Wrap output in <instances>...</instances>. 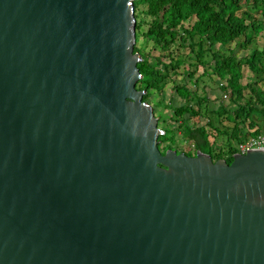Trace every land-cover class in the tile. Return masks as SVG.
Segmentation results:
<instances>
[{
	"label": "water",
	"instance_id": "water-1",
	"mask_svg": "<svg viewBox=\"0 0 264 264\" xmlns=\"http://www.w3.org/2000/svg\"><path fill=\"white\" fill-rule=\"evenodd\" d=\"M136 0H0V264H264V148L162 154Z\"/></svg>",
	"mask_w": 264,
	"mask_h": 264
},
{
	"label": "trees",
	"instance_id": "trees-1",
	"mask_svg": "<svg viewBox=\"0 0 264 264\" xmlns=\"http://www.w3.org/2000/svg\"><path fill=\"white\" fill-rule=\"evenodd\" d=\"M135 14L137 44L147 41L135 47L143 57L138 90L156 110L162 154L202 152L231 164L239 145L264 136V0H136ZM182 49L189 53L180 56ZM205 77L228 103L201 88ZM169 86L180 101L167 102ZM187 143L190 150L180 147Z\"/></svg>",
	"mask_w": 264,
	"mask_h": 264
},
{
	"label": "rangeland",
	"instance_id": "rangeland-1",
	"mask_svg": "<svg viewBox=\"0 0 264 264\" xmlns=\"http://www.w3.org/2000/svg\"><path fill=\"white\" fill-rule=\"evenodd\" d=\"M258 44H259V46L260 47H264V38L262 37V38H259V40H258ZM146 46H147V41L145 40V39H140V42L137 44V47L138 48H141V49H145L146 48ZM232 46H233V44H232ZM154 47V45L152 44V43H149V45H148V49H146V51L147 50H150V49H152ZM157 51V56L160 54V51H158V50H156ZM147 53H148V51H147ZM187 53H189V49H182L181 51H180V53H179V55L181 56L182 54H187ZM226 53H229L228 51H226ZM239 54H244L243 52H241V51H239L238 52ZM168 62V61H167ZM184 70L186 71V70H188V67H185L184 68ZM199 75L198 76H201L202 74H203V70L202 69H199ZM252 75H251V73H250V71L247 69L246 70V81L244 82L245 83V85H247L248 84V78H250ZM178 79V81H182L183 79L181 78V77H179V78H177ZM169 89H168V92H167V96H166V98H167V102L169 101V100H171V99H173V98H175V100H176V102H178V101H180V99L178 100V98L173 94V92H172V86H169L168 87ZM201 88H205V89H208V92L211 90V89H213L214 90V93H215V95H217V96H221V97H223L224 99H223V101L225 102V103H228L229 102V99L227 98V97H225V95H222L221 94V91L219 90V88L216 86V85H213L212 86V84L210 83V80L207 78V77H205L204 79H203V84L201 85ZM202 93V92H201ZM209 94H211L210 92H209ZM218 104V103H217ZM160 111V113H161V109L159 110ZM162 112H164V111H162ZM222 144V140H219V143H218V145H221ZM180 147H185V148H187V150H190V147H191V144H189V143H187V144H180Z\"/></svg>",
	"mask_w": 264,
	"mask_h": 264
},
{
	"label": "built area",
	"instance_id": "built-area-1",
	"mask_svg": "<svg viewBox=\"0 0 264 264\" xmlns=\"http://www.w3.org/2000/svg\"><path fill=\"white\" fill-rule=\"evenodd\" d=\"M263 148H264V136H261L251 139L242 145H239L238 154L245 155L252 151L263 150Z\"/></svg>",
	"mask_w": 264,
	"mask_h": 264
},
{
	"label": "clouds",
	"instance_id": "clouds-1",
	"mask_svg": "<svg viewBox=\"0 0 264 264\" xmlns=\"http://www.w3.org/2000/svg\"><path fill=\"white\" fill-rule=\"evenodd\" d=\"M238 154V153H237Z\"/></svg>",
	"mask_w": 264,
	"mask_h": 264
},
{
	"label": "flooded vegetation",
	"instance_id": "flooded-vegetation-1",
	"mask_svg": "<svg viewBox=\"0 0 264 264\" xmlns=\"http://www.w3.org/2000/svg\"><path fill=\"white\" fill-rule=\"evenodd\" d=\"M140 91V90H139Z\"/></svg>",
	"mask_w": 264,
	"mask_h": 264
}]
</instances>
